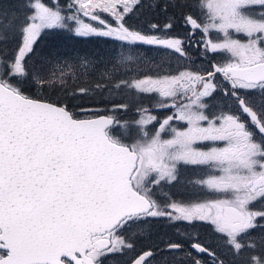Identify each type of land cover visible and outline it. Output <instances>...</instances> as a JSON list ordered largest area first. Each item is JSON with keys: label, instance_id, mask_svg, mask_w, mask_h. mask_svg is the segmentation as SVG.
Wrapping results in <instances>:
<instances>
[{"label": "snow or ice", "instance_id": "1", "mask_svg": "<svg viewBox=\"0 0 264 264\" xmlns=\"http://www.w3.org/2000/svg\"><path fill=\"white\" fill-rule=\"evenodd\" d=\"M143 7L0 0V264H264V0L157 5L184 36L131 23ZM52 33L112 47L44 45ZM91 93L159 99L130 119L127 102L75 111ZM186 167L203 175L178 199ZM159 221L208 234L138 245Z\"/></svg>", "mask_w": 264, "mask_h": 264}, {"label": "trees", "instance_id": "2", "mask_svg": "<svg viewBox=\"0 0 264 264\" xmlns=\"http://www.w3.org/2000/svg\"><path fill=\"white\" fill-rule=\"evenodd\" d=\"M165 2V0H142V3L144 4V7L139 10L138 14L132 18L130 21L131 23H138L143 26H147V23H159L161 25L168 23L169 21H174L178 23L180 20L178 17H173L172 12L170 11L168 15H165L160 8L157 7V5H162ZM173 18V19H172ZM109 19H111L109 17ZM60 44L62 46H67L68 48H71L73 45L77 47L78 49H83L87 51H99L100 49H107L112 47V45L106 44L103 40V38H89V39H78V40H72L69 38L67 34L64 33H52L49 34L45 40L43 41L44 45L47 44ZM43 46V45H42ZM156 64H161L163 66H166L162 64V62H169L167 60L161 61L160 59L152 60ZM173 66L177 64V60L174 61V63H171ZM118 99V100H116ZM118 102H128V98L121 97L120 95H111L109 96L108 93H105L103 97L97 96L95 93H91L89 96L82 97L80 99H77L73 101L75 105L78 107L75 109V111L79 112L80 107L84 108H95L100 109V114L104 113V109H110L112 107L113 103ZM90 113H81V117H88L90 116ZM119 116L126 115V119H130L134 116H136L135 108L131 109L129 112H120L118 113Z\"/></svg>", "mask_w": 264, "mask_h": 264}, {"label": "flooded vegetation", "instance_id": "3", "mask_svg": "<svg viewBox=\"0 0 264 264\" xmlns=\"http://www.w3.org/2000/svg\"><path fill=\"white\" fill-rule=\"evenodd\" d=\"M174 25L173 30H171V34L173 35H179V36H184L185 35V29L183 26V20L180 19L178 23L171 21ZM193 53L196 52L195 49L191 50ZM197 63H201L199 60ZM176 65V64H175ZM153 95V94H152ZM156 96V95H155ZM143 100H141L138 103V106L143 105L144 107H149L150 109L154 110L155 114V106L156 104H151L149 102H144L142 103ZM136 113V111H135ZM163 114H167L166 112ZM137 115V113H136ZM186 171L187 174L184 172ZM197 168H192V167H186L182 168V176L185 178V182L182 181V184L184 185L187 180L189 179V176H196V175H201L197 174ZM194 172V173H192ZM192 173V174H191ZM177 185L175 188L171 189V191L176 192L177 198H183L188 199L187 192H185V187L183 185ZM167 191V189H165ZM203 229V230H202ZM208 229L203 226V225H198L196 229H192L191 227L185 226L183 223L178 224L177 227H172L169 225L167 221H159L156 222L151 228L145 226V228L142 231H134L131 235L136 237L138 239V245L143 246L145 248L151 246L152 244L158 242L161 238L167 239L168 237H173V238H187L189 234L196 235L197 233L201 236H207L206 232ZM257 237H254L256 239ZM107 264H115V261L109 260L107 261Z\"/></svg>", "mask_w": 264, "mask_h": 264}, {"label": "rangeland", "instance_id": "4", "mask_svg": "<svg viewBox=\"0 0 264 264\" xmlns=\"http://www.w3.org/2000/svg\"><path fill=\"white\" fill-rule=\"evenodd\" d=\"M86 19V22H88L87 21V18H85ZM173 19V18H172ZM138 52L143 56V57H145V58H147V59H150V60H158V59H160L161 61H164V60H167V61H169V62H162V64H164V65H167L168 63H174V61L176 60V58L175 57H173V56H170V55H167V54H165L164 52H162V51H157L156 49H150L148 46H141L139 49H138ZM159 98L157 97V96H155V94H151L150 96L149 95H143V96H139V97H136V98H134V99H129L128 98V102L127 103H129V105H130V109H133V108H135L136 106H138V103L141 101V100H143L142 101V103H144V102H149V103H151V104H156V102H157V100H158ZM116 100H118V99H116ZM122 118L123 119H126V115H124V116H122ZM186 174H187V172L186 171H184ZM194 172H196V171H194ZM194 172H192V173H194ZM191 173V174H192ZM197 174H201V175H203V171L201 170V169H197V172H196ZM201 175H196V176H189V178H193V177H198V176H201ZM182 181H184L185 182V178H184V176H182ZM182 184V183H181ZM183 185V184H182ZM185 192H188V190L185 188ZM204 198H208V197H204ZM203 230V229H202ZM206 232V234H208V230L207 231H205ZM204 236H205V233H204Z\"/></svg>", "mask_w": 264, "mask_h": 264}, {"label": "water", "instance_id": "5", "mask_svg": "<svg viewBox=\"0 0 264 264\" xmlns=\"http://www.w3.org/2000/svg\"><path fill=\"white\" fill-rule=\"evenodd\" d=\"M103 114H105V113H103ZM81 118H88V117H81Z\"/></svg>", "mask_w": 264, "mask_h": 264}]
</instances>
